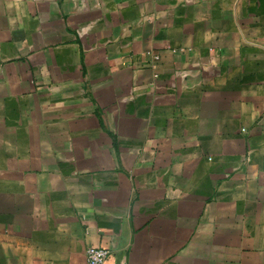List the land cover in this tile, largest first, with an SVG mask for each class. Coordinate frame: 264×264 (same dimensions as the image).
Returning a JSON list of instances; mask_svg holds the SVG:
<instances>
[{"label": "crops", "instance_id": "crops-1", "mask_svg": "<svg viewBox=\"0 0 264 264\" xmlns=\"http://www.w3.org/2000/svg\"><path fill=\"white\" fill-rule=\"evenodd\" d=\"M264 264V0H0V264Z\"/></svg>", "mask_w": 264, "mask_h": 264}, {"label": "built area", "instance_id": "built-area-1", "mask_svg": "<svg viewBox=\"0 0 264 264\" xmlns=\"http://www.w3.org/2000/svg\"><path fill=\"white\" fill-rule=\"evenodd\" d=\"M109 255V250L92 246L86 250V261L87 264H105Z\"/></svg>", "mask_w": 264, "mask_h": 264}]
</instances>
